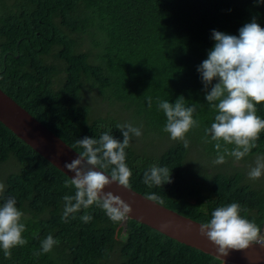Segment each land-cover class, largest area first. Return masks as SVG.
<instances>
[{
	"label": "trees",
	"instance_id": "1",
	"mask_svg": "<svg viewBox=\"0 0 264 264\" xmlns=\"http://www.w3.org/2000/svg\"><path fill=\"white\" fill-rule=\"evenodd\" d=\"M253 18L264 27V2L0 0V89L78 153L83 151L78 139H99L109 129L123 140L114 108L129 111L133 124L160 130L166 115L159 102L178 98L196 105L194 139L215 147L205 130L218 112L206 100L197 69L214 46L213 29L239 35ZM99 100L113 105L96 109ZM256 108L264 119V102ZM125 151L132 190L146 198L154 194L156 203L200 223L236 202L247 209L241 215L263 232L264 188L248 185L242 172L191 175L184 166L190 145L182 142L157 154L131 144ZM256 153L264 156V132L246 156ZM6 162L13 170L4 176L0 205L16 198L27 243L12 248L10 258L0 248V264H222L135 219L113 222L95 204L64 222L63 197L75 195L74 187H65L70 179L0 123V165ZM153 165L166 166L171 182L145 185L144 173ZM85 214L93 217L88 223L81 220ZM49 234L59 243L45 254L41 242Z\"/></svg>",
	"mask_w": 264,
	"mask_h": 264
},
{
	"label": "clouds",
	"instance_id": "2",
	"mask_svg": "<svg viewBox=\"0 0 264 264\" xmlns=\"http://www.w3.org/2000/svg\"><path fill=\"white\" fill-rule=\"evenodd\" d=\"M264 0H257V3ZM214 46L207 58L198 66L206 90V100L217 109L214 122L206 133L216 141L217 157L215 164L225 163V156L236 160L246 156L264 132V119L257 115L256 105L264 102V27L255 18L239 29V35L212 30ZM217 82L213 84V81ZM211 90L207 91L208 86ZM183 97V96H181ZM215 102V103H214ZM149 107L151 98L148 99ZM159 109L166 115L163 131L170 134L172 140H182L188 146L186 134L199 122L193 118L196 105L185 106L183 98L174 103L160 101ZM123 140L114 138L112 129L105 131L99 139L84 137L76 143L83 149L72 162L65 167L75 175L65 182V187H74L75 195H64L62 220L81 209L96 205L104 210L113 222L123 221L132 211L129 203L106 186L117 182L125 188H131V169L126 164V151L133 136L142 135L141 128L132 124H117ZM224 145H234L231 150ZM222 150V151H221ZM111 168L110 174L107 170ZM99 169V170H97ZM264 175V159L258 158L248 176L252 180ZM143 182L148 187L162 186L171 182V171L165 167L153 165L145 171ZM5 185L0 182V198H3ZM148 199L158 200L154 194ZM160 203H163L161 200ZM246 212L239 203L233 202L216 208L211 219L200 225V234L206 236L217 246L219 254L227 255L230 249L246 250L253 243H260L261 229L241 212ZM24 213L17 207L16 198L7 197L0 205V248L6 258L11 257V249L27 243L23 237L26 226L22 223ZM93 219L85 214L81 220L85 223ZM264 242V241H263ZM59 243L49 234L41 242L42 253H49ZM41 254V253H38Z\"/></svg>",
	"mask_w": 264,
	"mask_h": 264
},
{
	"label": "water",
	"instance_id": "3",
	"mask_svg": "<svg viewBox=\"0 0 264 264\" xmlns=\"http://www.w3.org/2000/svg\"><path fill=\"white\" fill-rule=\"evenodd\" d=\"M0 123L62 171L70 180L74 177L75 174L68 170L65 164L77 158L78 152L65 144L50 130L48 131L44 125L1 89ZM104 191H111L131 205L132 211L126 218L146 224L175 239L179 244H185L209 254L222 264H264V242L253 243L246 250L230 249L227 255L219 254L217 246L206 236L200 234L199 229L202 223L179 215L178 212L144 197L131 188H125L117 182L106 186Z\"/></svg>",
	"mask_w": 264,
	"mask_h": 264
},
{
	"label": "rangeland",
	"instance_id": "4",
	"mask_svg": "<svg viewBox=\"0 0 264 264\" xmlns=\"http://www.w3.org/2000/svg\"><path fill=\"white\" fill-rule=\"evenodd\" d=\"M85 41H83V45L87 46V37L84 36ZM107 101V100H106ZM113 105V103L108 100L106 104L99 100L96 109H102L104 106ZM120 105H116L118 107ZM114 108V107H113ZM113 108H109L107 111L111 113ZM114 112L120 118L123 124H132L134 127L141 128L142 135L140 137L133 136L131 138L130 144L135 146L139 151H149L154 154H157L163 148L165 149L170 144L179 142L184 143L182 140H172L170 138V134L163 131L164 128L155 129L150 128L147 125L141 124L139 121H136L135 124L131 123V119L129 116V111H121L119 108H114ZM193 131H189L186 134V140L190 145V151H188L186 155V159L184 162V166L191 171V175H195L198 178H204L209 174L220 171V172H228L235 173V171L242 172L243 176H245V182L253 188H264V175H262L257 180H252L248 176V172L252 167L255 166V163L258 158L264 159L262 154H253L244 156L240 160H236L234 157L227 156L225 157L226 162L222 164H215L214 161L217 157V151L215 147L211 146V144L200 142L199 140H195L196 135L192 133ZM214 168L215 170H211ZM13 170V166L10 162H6L0 165V182L3 183L4 176L6 173H9ZM262 242L264 241V229L261 233Z\"/></svg>",
	"mask_w": 264,
	"mask_h": 264
},
{
	"label": "built area",
	"instance_id": "5",
	"mask_svg": "<svg viewBox=\"0 0 264 264\" xmlns=\"http://www.w3.org/2000/svg\"><path fill=\"white\" fill-rule=\"evenodd\" d=\"M262 239L260 238V241H261ZM262 242V241H261Z\"/></svg>",
	"mask_w": 264,
	"mask_h": 264
}]
</instances>
